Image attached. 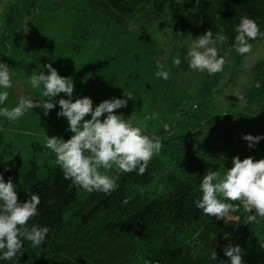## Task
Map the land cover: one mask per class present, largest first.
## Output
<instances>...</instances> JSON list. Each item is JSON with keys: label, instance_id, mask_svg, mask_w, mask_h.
<instances>
[{"label": "trees", "instance_id": "obj_1", "mask_svg": "<svg viewBox=\"0 0 264 264\" xmlns=\"http://www.w3.org/2000/svg\"><path fill=\"white\" fill-rule=\"evenodd\" d=\"M79 1L82 12L74 27L79 41H86L98 24L113 23L124 29L132 14L144 7L157 15L166 12L174 21L184 6L192 5L202 35L209 29L214 36L227 35L228 39L217 45L218 55L230 57L233 74L246 57L233 47L241 17L251 18L259 26L261 35L249 41L252 45L264 32V0ZM143 51L149 55L151 49L143 46ZM5 58L6 53L0 50V61ZM252 71L254 78L245 91L241 110L211 116L199 98L192 108L194 114L183 112L190 127L186 132L176 133L172 129L165 132L160 128L155 138L144 130L150 138L161 141V150L153 154L144 175L123 173L118 168L104 172L118 177V187L107 195L89 192L65 179L53 152L37 142L13 154L0 138V176L16 185L19 202L32 193L39 195L38 214L29 225L49 229L40 246L22 238V253L13 260L0 259V264H230L223 251L229 243L244 250L243 261H252L249 253L262 258L264 217L247 224L248 213L242 205L239 211L229 212L223 219L207 216L195 207V201L202 198L203 175L209 169L226 173L232 163L187 147L191 135L208 131L218 133L225 145L242 141L243 135L252 132L264 137V61L256 62ZM257 82L260 87H256ZM204 89L198 97L206 96ZM56 101L52 97L54 104ZM192 118L197 125L190 122ZM259 145L264 148V139ZM212 248L217 253L215 261L209 258ZM261 262L264 264V258Z\"/></svg>", "mask_w": 264, "mask_h": 264}, {"label": "rangeland", "instance_id": "obj_2", "mask_svg": "<svg viewBox=\"0 0 264 264\" xmlns=\"http://www.w3.org/2000/svg\"><path fill=\"white\" fill-rule=\"evenodd\" d=\"M81 8L79 0H0V50L6 53V58L0 62L8 65L12 78V87L7 89L8 100L0 107H14L21 97L29 95L34 100L47 99L42 96L43 85L33 89L29 78L40 71L47 74L44 65L51 63L59 75L73 81L71 99L87 96L93 108L105 99H127V106L115 110L116 114L133 120L136 125H146L144 130L154 137L164 124L176 133H184L190 127L183 112L194 114L191 105L199 102V98L211 116L241 110L245 91L254 78L252 68L256 62L264 61L263 32L234 74L230 71L232 61L227 54L223 71L216 75L190 68L188 50L195 39L202 36L192 5L184 6L174 21L166 12L157 15L144 7L132 14L124 29L113 23L109 26L98 24L86 41H79L74 32ZM143 46L151 49L149 55L144 53ZM177 56L181 60L179 66L172 63ZM158 62L169 72L167 80L155 75L161 70ZM205 82L210 85L204 86ZM204 87L206 96L198 97ZM124 92L131 94L133 99L124 96ZM55 97L56 106L47 116L39 108L27 110L16 121L0 116L1 141L9 145L13 154L33 142L48 149L46 136L70 138L72 133L68 130L67 119L57 116L58 100L68 97L64 93ZM153 113L157 114L156 119L145 120V116ZM89 118L90 115L85 117ZM190 122L197 125L193 118ZM249 134L257 136L256 132ZM187 147L210 153L225 163H232L233 156L264 158V148L259 142L253 148H249L245 140L225 145L214 131L191 135ZM53 156L56 160L54 153ZM115 169L114 165L99 171ZM261 251L264 252V243ZM256 254L249 253L253 263L244 260V264H263L264 256L255 257Z\"/></svg>", "mask_w": 264, "mask_h": 264}, {"label": "clouds", "instance_id": "obj_3", "mask_svg": "<svg viewBox=\"0 0 264 264\" xmlns=\"http://www.w3.org/2000/svg\"><path fill=\"white\" fill-rule=\"evenodd\" d=\"M261 35L259 26L251 18L241 17L235 28V51L241 55L251 52L250 40ZM227 35L217 33L215 36L209 29L188 50L189 66L198 71H207L209 75L223 71L226 60L218 55L217 45L223 44ZM172 63L179 66L181 60L175 57ZM47 74L40 71L33 73L29 83L33 89L43 85L42 101L21 97L14 107H0V116L10 121H16L29 109L39 108L47 116L56 105L52 97L64 93L68 98L58 100L60 110L57 116L68 121V130L72 133L69 139L58 136H46V147L56 157V163L62 169L64 178L85 190L100 191L110 194L117 187L118 177L102 174L99 169H111L114 165L120 172L144 175L148 170L149 160L154 153L162 148L160 140H154L144 134L146 125H136L133 120L125 119L116 114L115 110L126 107L127 99H105L93 108L91 98L84 96L71 99L74 83L68 77L58 74L52 64L44 65ZM160 71L155 75L167 80L169 72L163 65L157 64ZM12 87V78L7 64L0 62V105L8 100L7 89ZM256 87H260L257 82ZM124 96L133 99L124 92ZM242 98V97H238ZM104 116L101 120L102 115ZM90 115L89 119H85ZM157 114L145 116V120H153ZM165 132H170L168 124L163 125ZM249 148L255 147L264 137L251 134L243 135ZM202 198L195 201V207L203 210L207 216L223 219L229 212L239 211L241 205L248 213L245 223L258 222L257 217H264V158L254 160L251 156L240 159L232 157V166L226 173L209 169L203 175L201 185ZM240 201L241 204L226 203ZM124 203H127L125 200ZM39 195L32 193L24 202H19L16 185L9 179L7 182L0 176V259L13 260L22 251V238L30 241L33 246H40L46 238L49 229L46 226L29 225V221L38 214ZM225 256L230 258V264H244V250L238 245L229 243L223 248ZM209 258L217 260V253L212 248Z\"/></svg>", "mask_w": 264, "mask_h": 264}, {"label": "built area", "instance_id": "obj_4", "mask_svg": "<svg viewBox=\"0 0 264 264\" xmlns=\"http://www.w3.org/2000/svg\"><path fill=\"white\" fill-rule=\"evenodd\" d=\"M192 107L195 108V104H193Z\"/></svg>", "mask_w": 264, "mask_h": 264}]
</instances>
